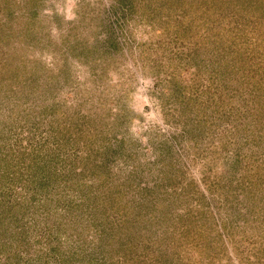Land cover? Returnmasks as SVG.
Returning a JSON list of instances; mask_svg holds the SVG:
<instances>
[{
	"label": "rangeland",
	"instance_id": "374dc122",
	"mask_svg": "<svg viewBox=\"0 0 264 264\" xmlns=\"http://www.w3.org/2000/svg\"><path fill=\"white\" fill-rule=\"evenodd\" d=\"M0 264H264V0H0Z\"/></svg>",
	"mask_w": 264,
	"mask_h": 264
}]
</instances>
